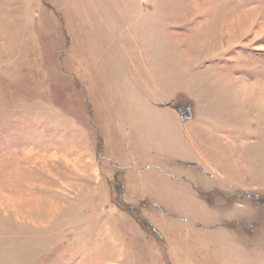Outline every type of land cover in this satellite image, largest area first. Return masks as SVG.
Masks as SVG:
<instances>
[{"label":"rangeland","instance_id":"obj_1","mask_svg":"<svg viewBox=\"0 0 264 264\" xmlns=\"http://www.w3.org/2000/svg\"><path fill=\"white\" fill-rule=\"evenodd\" d=\"M0 264H264V0H0Z\"/></svg>","mask_w":264,"mask_h":264},{"label":"crops","instance_id":"obj_2","mask_svg":"<svg viewBox=\"0 0 264 264\" xmlns=\"http://www.w3.org/2000/svg\"><path fill=\"white\" fill-rule=\"evenodd\" d=\"M157 106H156V109L158 110V111H160V112H167L166 114H171V118L173 119L174 117L177 119V123H178V121H179V123L181 122L182 124H186L187 123V121H186V119L185 118H183V119H181V113H180V110L178 109H175V108H167L166 110H164L163 108H166V107H170V106H168V105H166V106H163L162 104L159 106V104H156ZM183 116V115H182ZM124 118H125V121L129 124V126H130V133H131V138H130V140H129V143H128V145H127V147H129L132 151H133V158H134V160L137 162V164H140L139 162H138V156L135 154V145H136V140L137 139H141V140H145V137L143 136V135H140L139 133H137L136 131H132V129H135V128H137V127H135V126H131L130 125V123H129V121L130 122H133V123H135V122H137V123H141V121H139L138 120V118L139 117H136L135 119H132V118H129V115L128 114H126L125 116H124ZM165 118V117H164ZM171 119V120H172ZM185 119V120H184ZM143 132H146L147 130H142ZM155 134V132H152L151 134H149L148 136H147V139H148V141H150V140H152V141H154L155 139H154V137H153V135ZM157 134V133H156ZM164 134H166L165 132H164ZM163 134V135H164ZM169 137V135L168 136H166V137H163L162 136V139H167ZM163 141H165V140H163ZM155 149L157 150V151H159L160 152V148L159 147H156L155 146ZM166 159H167V161H168V164H171V161H173L175 158H172L171 159V161H170V159L169 158H167L165 155H163ZM160 156H158V157H156V161L157 162H159L160 161V158H159ZM204 171H209V170H204ZM203 174H205L204 176H206V175H209V174H207V173H209V172H202Z\"/></svg>","mask_w":264,"mask_h":264}]
</instances>
